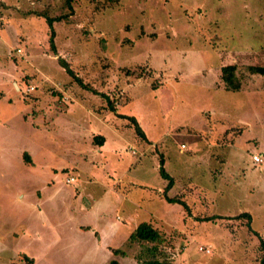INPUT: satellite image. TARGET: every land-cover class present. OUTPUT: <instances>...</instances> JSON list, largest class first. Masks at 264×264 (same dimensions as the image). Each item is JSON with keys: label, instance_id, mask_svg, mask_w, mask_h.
<instances>
[{"label": "rangeland", "instance_id": "obj_1", "mask_svg": "<svg viewBox=\"0 0 264 264\" xmlns=\"http://www.w3.org/2000/svg\"><path fill=\"white\" fill-rule=\"evenodd\" d=\"M40 14L67 18L52 35ZM230 63L239 91L220 77ZM250 65H264V0H0V264H143L128 239L142 221L174 264H260ZM161 158L189 210L166 199Z\"/></svg>", "mask_w": 264, "mask_h": 264}, {"label": "trees", "instance_id": "obj_2", "mask_svg": "<svg viewBox=\"0 0 264 264\" xmlns=\"http://www.w3.org/2000/svg\"><path fill=\"white\" fill-rule=\"evenodd\" d=\"M72 1L73 0H66L67 5L69 8H72ZM44 17H46V20L49 24V27L52 30V35H54L55 30L53 28V23L55 21H60L62 19L67 18V15L63 16H56L52 17L47 14H40ZM53 44V41H51ZM54 47V44H53ZM62 66L72 75L74 78L79 81V84H82L86 87H88L86 84H84L80 78H78L74 71L70 68L69 64L62 59ZM249 70L252 73L260 74L264 76V65H250ZM221 80L225 84V88L229 91H239L242 87V82L239 76L237 75V65L234 63L226 64L223 65L221 68ZM91 88V87H89ZM93 90V89H91ZM94 92H97L93 90ZM107 99L109 101L110 109L115 110V106L111 104L110 98L107 96ZM121 117L128 118L134 125L136 133L144 138L145 140L148 139L145 130L141 127L140 123L138 122L137 118L133 115H128V114H119ZM94 140L100 144L103 145L105 141V137L103 135H95ZM24 159L27 162H31L30 154L25 151L23 154ZM164 158L160 159V166H159V171L161 176L168 180V183L165 188V197L166 199L171 202V203H180L182 204L187 210H189V206L186 203L185 200L179 198V197H170L167 195V191L172 188L174 185V179L173 176L170 175L165 167H164ZM240 215H245L248 218L251 219V215L248 212H244ZM239 215V216H240ZM214 216L211 218L207 217L205 220L212 219ZM218 217V216H217ZM256 234H258L256 232ZM259 235V234H258ZM260 236V235H259ZM129 242L130 243H136L139 245L140 249L137 254V259L143 264H174L171 258H169L163 251V248L161 247V244L163 243V235L161 232L155 228L151 222L149 221H142L140 222L136 228L130 233L129 235ZM260 247L262 250V256L260 258V264H264V239L260 236ZM115 254H125V250L120 249V248H115L113 249ZM29 260L31 258L27 257ZM111 264H119L117 261L113 260Z\"/></svg>", "mask_w": 264, "mask_h": 264}, {"label": "built area", "instance_id": "obj_3", "mask_svg": "<svg viewBox=\"0 0 264 264\" xmlns=\"http://www.w3.org/2000/svg\"><path fill=\"white\" fill-rule=\"evenodd\" d=\"M252 158H253V161H254V163L255 164H259V163H261L262 162V160H263V156L259 153H257V154H254L253 156H252ZM74 179H75V177H69L68 178V181L69 182H72V181H74Z\"/></svg>", "mask_w": 264, "mask_h": 264}, {"label": "crops", "instance_id": "obj_4", "mask_svg": "<svg viewBox=\"0 0 264 264\" xmlns=\"http://www.w3.org/2000/svg\"><path fill=\"white\" fill-rule=\"evenodd\" d=\"M1 74V73H0ZM72 177V176H71ZM76 181V178L74 179V181H72V182H68V183H73V182H75ZM91 207H89V209H90ZM118 225H119V223H118ZM86 226L88 227L89 226V224L88 223H83V224H81V225H79V227H80V229H83V228H86Z\"/></svg>", "mask_w": 264, "mask_h": 264}]
</instances>
